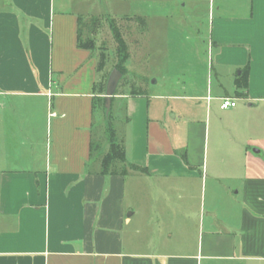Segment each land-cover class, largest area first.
Listing matches in <instances>:
<instances>
[{"label":"crops","instance_id":"1","mask_svg":"<svg viewBox=\"0 0 264 264\" xmlns=\"http://www.w3.org/2000/svg\"><path fill=\"white\" fill-rule=\"evenodd\" d=\"M70 1L0 0V264H264V0L210 7L203 89L115 94L147 168L125 175L92 147L104 77Z\"/></svg>","mask_w":264,"mask_h":264},{"label":"rangeland","instance_id":"2","mask_svg":"<svg viewBox=\"0 0 264 264\" xmlns=\"http://www.w3.org/2000/svg\"><path fill=\"white\" fill-rule=\"evenodd\" d=\"M60 1L56 0L57 9L61 6ZM71 1L62 7L83 12L81 15L87 23L83 27L84 37L93 30V51L103 65L102 93L105 94L108 76L118 66H121L122 77L116 92L146 88L150 96L169 95L177 90L182 92L181 87L192 77L196 78L200 89L207 85L211 73L207 53L211 32L210 7L217 14L215 9L220 0H87L83 5H78L79 0ZM229 1L247 3L250 0ZM138 16L142 19L139 20ZM94 19L97 21L91 26ZM115 32L120 34L124 46L116 39ZM161 101L176 107L180 105L182 109L190 102L169 96ZM200 110V116L206 117L202 105ZM97 113L95 130L102 157L110 147L109 124L115 128L117 137L120 133L121 138L126 135L129 140L130 133L113 102L107 111L101 101ZM263 158L264 153L258 159L264 162Z\"/></svg>","mask_w":264,"mask_h":264},{"label":"trees","instance_id":"3","mask_svg":"<svg viewBox=\"0 0 264 264\" xmlns=\"http://www.w3.org/2000/svg\"><path fill=\"white\" fill-rule=\"evenodd\" d=\"M138 19L141 20L142 17L138 16ZM97 20L94 19L91 23V26H93L95 24ZM86 20L85 18L80 15L78 18V34H77V39H78V46L81 48H87V49H94V39L91 37V35L93 34V30H90V32H88L89 35H86V37H84V29L83 27H86ZM116 34V39L118 40V42L124 46V42L120 36V34L118 32H115ZM120 52H123V48L121 47ZM127 58V55L125 53V59ZM119 70H121V66L117 67ZM99 69L102 70L103 69V65L102 62L99 61ZM109 77V76H108ZM108 80V79H107ZM107 80H106V84H107ZM106 84H105V91H106ZM104 83L102 84L103 87ZM238 87L241 89H245L247 87V78L243 77L240 80H238ZM103 89H101L102 91ZM117 93V92H116ZM238 95L240 97H244L245 96V92L243 91H238ZM103 101L104 102V106H105V102L106 99L105 97L102 99H100V102ZM106 108V106H105ZM108 131H109V150L103 155L102 157V172L107 174V173H116L118 171L121 170V172L125 175L128 173V168L135 170V171H147L146 167L140 166L138 164H134V163H129L127 161L126 158V152H125V148L124 145L121 143V141L118 139V137L116 136V130L115 128L109 124L108 126ZM92 147L94 149V151H96L97 149H99V147H101L100 143H95L92 144ZM183 157L186 158V155L184 153H182ZM119 164H121V169L119 167Z\"/></svg>","mask_w":264,"mask_h":264},{"label":"water","instance_id":"4","mask_svg":"<svg viewBox=\"0 0 264 264\" xmlns=\"http://www.w3.org/2000/svg\"><path fill=\"white\" fill-rule=\"evenodd\" d=\"M121 77H122V73L118 68H114L108 77L106 84V94H105V99H106L105 106L107 111L110 110L112 98L116 94V89Z\"/></svg>","mask_w":264,"mask_h":264},{"label":"built area","instance_id":"5","mask_svg":"<svg viewBox=\"0 0 264 264\" xmlns=\"http://www.w3.org/2000/svg\"><path fill=\"white\" fill-rule=\"evenodd\" d=\"M236 99L230 97H224L221 99L220 107L222 109H228L236 106Z\"/></svg>","mask_w":264,"mask_h":264}]
</instances>
